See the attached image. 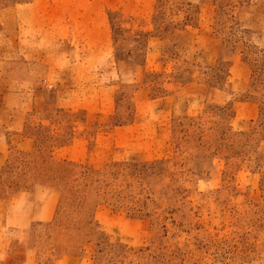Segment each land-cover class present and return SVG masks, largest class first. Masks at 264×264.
<instances>
[{
	"label": "rangeland",
	"instance_id": "obj_1",
	"mask_svg": "<svg viewBox=\"0 0 264 264\" xmlns=\"http://www.w3.org/2000/svg\"><path fill=\"white\" fill-rule=\"evenodd\" d=\"M15 88L0 264H264V0H0Z\"/></svg>",
	"mask_w": 264,
	"mask_h": 264
},
{
	"label": "crops",
	"instance_id": "obj_2",
	"mask_svg": "<svg viewBox=\"0 0 264 264\" xmlns=\"http://www.w3.org/2000/svg\"><path fill=\"white\" fill-rule=\"evenodd\" d=\"M180 31H184V30H180ZM22 82H26V80H23ZM29 89H26V88H15V91H11V92H7L4 94V98L1 99V102H0V111H1V115L3 116H9L8 118H3V121H0V129L2 127H8V129L14 133L18 132L21 130V128L18 127H12L14 124H16L17 120H23L22 116H23V108L25 106H29L30 105V102L34 101L37 99L36 95L33 93V95L31 96L29 94V92L27 91ZM35 92V91H34ZM41 89L38 90V94L39 96L41 95ZM31 96V97H30ZM7 97L8 98H12V99H20V101H14L15 104H10L8 103L7 101ZM41 97V96H40ZM0 115V116H1ZM119 126L118 125H115L113 129H117ZM1 137V136H0ZM28 139L31 137V136H27ZM27 139V138H26ZM31 139V138H30ZM33 139V138H32ZM30 145L34 146V142L31 141ZM7 155L5 153L4 150H2V148H0V171H2L3 167L6 165V160H7ZM36 203V201H34ZM53 203L54 206L55 204L57 203V199L54 198V199H51L50 200V203L51 204ZM53 219V210L50 214H48V216L45 218V219H40V223H44V222H50L51 220ZM34 220H35V217H28V219H26V221H24V219H22V227L21 228H16V229H26L28 228L32 223H34ZM12 229H15V228H12ZM29 247V246H27ZM30 249V247H29ZM29 249L27 248L26 249V252H29Z\"/></svg>",
	"mask_w": 264,
	"mask_h": 264
},
{
	"label": "trees",
	"instance_id": "obj_3",
	"mask_svg": "<svg viewBox=\"0 0 264 264\" xmlns=\"http://www.w3.org/2000/svg\"><path fill=\"white\" fill-rule=\"evenodd\" d=\"M154 27H155V16H154V25H153ZM158 28V27H157ZM142 34V33H141ZM145 38L148 36V34L146 33L145 35Z\"/></svg>",
	"mask_w": 264,
	"mask_h": 264
}]
</instances>
